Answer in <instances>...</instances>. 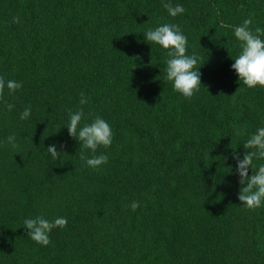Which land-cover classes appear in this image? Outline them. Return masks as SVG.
I'll use <instances>...</instances> for the list:
<instances>
[{"label": "trees", "instance_id": "obj_1", "mask_svg": "<svg viewBox=\"0 0 264 264\" xmlns=\"http://www.w3.org/2000/svg\"><path fill=\"white\" fill-rule=\"evenodd\" d=\"M168 2L185 11L170 17ZM251 13L264 28V0H0V77L23 85L0 100V264H264V206L238 200L233 159L264 126V87L231 70L233 28ZM164 23L200 57L190 100L165 79L166 50L144 40ZM81 107V124L112 128L99 170L67 132ZM53 144L66 155L52 159ZM37 215L67 218L48 246L23 228Z\"/></svg>", "mask_w": 264, "mask_h": 264}, {"label": "clouds", "instance_id": "obj_2", "mask_svg": "<svg viewBox=\"0 0 264 264\" xmlns=\"http://www.w3.org/2000/svg\"><path fill=\"white\" fill-rule=\"evenodd\" d=\"M163 7L170 17H176L185 11L182 5H173L170 2L164 3ZM253 16L254 13L249 14L248 18L233 28L240 51L233 60L231 70L235 72L238 81L248 88L264 87V28L256 27L254 31L252 30L250 26L253 24ZM13 22L18 23L19 18H14ZM144 40L147 41V44H155L166 50L165 79L172 84L174 91L189 100L200 91L202 87L200 67L197 68L200 57L195 53L191 55L187 53V37L179 25L164 23L155 29L149 28L144 34ZM22 86V82L14 79L6 81L0 77V100L4 98L5 89L8 90L9 94H13ZM79 103L81 106L88 103V98L84 93L80 94ZM6 107L11 111L14 105L7 104ZM30 115L31 106L29 105L20 114V119H28ZM84 115L83 107L74 112L69 110L67 132L70 137L81 143L83 150L80 159L87 167L99 170L107 163L108 157L102 153L97 155V149L101 146L107 148L112 144V128L100 116H97L91 123L81 124ZM6 143L11 145L13 149L19 148L14 134L6 138ZM243 149L247 151H244L242 159L233 156L236 161V174L239 177L238 183L240 185L238 200L245 208L255 210L264 206V163H253L254 160L264 161V126L257 128L254 133L248 136L243 144ZM84 150L90 151L93 155L89 157ZM46 151L52 159H59L62 155H66L58 150L55 144L50 145ZM250 169L251 175H249ZM139 206L138 201H132L129 205L132 211H135ZM67 223L65 217L49 220L43 215H37L26 218L23 221V228L27 230V236L33 242L41 246H48L51 243L49 238L51 231L66 227Z\"/></svg>", "mask_w": 264, "mask_h": 264}]
</instances>
